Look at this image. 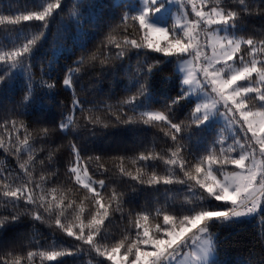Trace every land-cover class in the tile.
<instances>
[{"label": "trees", "instance_id": "16d2710c", "mask_svg": "<svg viewBox=\"0 0 264 264\" xmlns=\"http://www.w3.org/2000/svg\"><path fill=\"white\" fill-rule=\"evenodd\" d=\"M47 2L54 0H0V16L14 18L42 10ZM215 2L239 13L234 31L237 36L256 42L264 40V0H244L243 4L240 0ZM126 11L135 14L129 0H61L60 9L44 30L45 35L32 49L27 61L28 72H21L19 68L9 70L0 62V76L3 77L0 80V143L3 145L0 146V176L6 177L0 180V221H10V213L19 214L18 221L5 222L0 227V259H7L9 264L16 257L21 259V264H112L100 253L110 251L124 237L134 239L133 223L137 218L150 212L147 224L154 230L157 224H163L165 213L179 215L184 204L200 196L202 190L194 186L190 190L189 183L193 182H178L186 179L179 167L180 158L190 159V153L203 155L213 142L223 140L225 147L232 143L233 132L212 122L198 136L183 141L186 150L177 157L176 165L166 163L174 151L171 140L165 136L168 129L159 123L150 125L136 121L145 110L165 111V104L180 94L182 82L175 67L177 57L166 58L148 49L129 48L121 58L115 55L119 49L113 47L109 52L102 42L109 35L122 39L121 19ZM130 25L131 21L128 28L131 37L140 39L142 33ZM39 31L40 22L36 21L0 24V53L21 47ZM241 48L247 49V45ZM91 53L98 56L104 53L101 56L104 63L98 60L93 67L92 62L86 61L73 74L72 89L65 88L62 81L67 69L77 67L75 62ZM239 55H244L246 60L252 58L250 52L242 51L237 59ZM256 59L260 67L264 52L257 53ZM156 60L164 62L148 76L149 91L140 97L143 103L133 110L123 101L137 93V80L143 75L145 66ZM29 72L32 96L41 100L38 104L24 101L29 95ZM49 83L55 85L51 92L47 89ZM74 99H79L82 106L91 111L74 110ZM194 107L193 99L182 100L173 109L172 121L189 125V113ZM69 116L75 121L74 125L61 131L59 123L67 122ZM85 116L92 117L94 123H87ZM129 119L133 122H124ZM13 120L17 127L23 123L28 128L31 134L28 146L22 143L23 129L19 135L10 128L5 130V122L10 125ZM42 128L50 130L43 138L37 135V130ZM190 131H195L194 125ZM73 145L79 150V166L87 170V180L89 177L94 182L105 180L102 198L109 217L101 226L104 239L94 234L92 245L76 239V235H80V221L87 224L96 209L92 194L69 174L76 160ZM141 156L152 158L145 161ZM30 157H34L35 163ZM41 160L45 161L44 165L39 163ZM138 170L142 183L131 178L138 175ZM42 176L47 182L41 180ZM165 178L172 182L165 184ZM29 179L33 183L28 187L34 188L32 194L37 203L13 209L3 197L7 190L5 184L15 188ZM93 186L99 190L98 183ZM113 193L117 194L116 198L110 199ZM53 196L57 198L54 200ZM205 203L213 206L217 202L209 199ZM69 204L73 207H68ZM158 209L164 211L158 215ZM37 216L41 218L36 219ZM58 218L63 227L57 225ZM69 226H73L74 236L67 235ZM126 229H131V233ZM89 231L85 227V237ZM210 231L214 234V264H264V205L257 213L236 222L214 224ZM51 251L66 254L50 261L46 254ZM29 252L34 254L31 258L27 255ZM123 252L121 249L120 255ZM132 259L129 255L128 260Z\"/></svg>", "mask_w": 264, "mask_h": 264}, {"label": "snow or ice", "instance_id": "6c2138e0", "mask_svg": "<svg viewBox=\"0 0 264 264\" xmlns=\"http://www.w3.org/2000/svg\"><path fill=\"white\" fill-rule=\"evenodd\" d=\"M243 4L244 0H240ZM178 4L181 15L172 23H159L168 8ZM189 5L191 11H188ZM61 7V0L47 2L42 6V10L30 11L27 14L17 15L13 17L0 16V24L17 25L21 21L24 22H40V31L33 38L28 39L27 43L21 47L14 48L10 51L0 53V62L8 66V69L19 68L21 72H28L27 61L31 58V53L36 42L45 35V29L48 27L49 20ZM244 10H247L246 8ZM194 14V19L189 16ZM239 13L235 10H229L227 6H221L215 0H200L199 5L196 0H143V5L135 10V14L126 11L121 19L124 30L121 33L122 39L118 40L114 36L109 35L102 45L108 48L109 52L114 47L119 49L115 53L117 58L126 55L129 48L137 51L148 49L155 53H161L166 58L177 57L183 59L185 56H193L201 62L200 71L193 76L192 71H188L183 80L180 94L166 103L163 112H153L145 110L140 113V120L137 123L157 124L159 123L168 130L165 136L172 142L174 151L172 157L166 161L168 164L176 165L177 157L184 152L185 144L183 141L191 140L193 136H198L205 128H207L213 119L222 117L226 126L232 129V143L228 147L224 146V141L219 143L213 142L211 146L204 150L205 154L195 155L190 153V159L180 158L179 167L184 172L186 179L179 180L181 184L189 183L190 190L193 186L197 190H202L198 199L190 200L181 210L179 215H171L165 213L163 215V224H157L155 229L149 228L150 212L137 218L133 227L135 229L134 239L124 237L111 250H105L100 253L106 255L112 264H181L179 257L188 255V249H195L191 253L194 264H214L210 261V257L215 252L214 235L210 228L214 224H224L226 222H236L241 217H246L257 213L261 206L264 205V60H260V67L257 66L256 55L264 52V40L259 42L253 39H238L235 36H221L219 40L212 43V56L206 55L201 59L200 44L198 37L201 29L205 35L215 34L218 32L230 33L234 32L235 21ZM129 21L131 28L142 33L140 39L132 38L128 32ZM155 37V38H153ZM247 45V49L241 48V45ZM242 51L250 52L252 58L246 60L244 55H239ZM96 53L82 56L76 61L77 67L67 69V75L62 83L65 88L72 89L73 74L80 70V66L86 61L92 62L91 66H95L96 61L101 64L104 60ZM105 58H107L105 56ZM162 60H156L154 64H148L143 70V75L137 80V93L123 101V103L133 110L137 104H142L141 96L148 93L147 78L153 72V69L163 63ZM184 64L191 61L184 60ZM217 65H219L217 67ZM183 71V68L181 69ZM203 74V79L200 78ZM258 77V79H254ZM28 93L24 97V101L31 100L32 104L41 102L39 97L32 96L31 74L28 73ZM0 80L3 77L0 76ZM243 82V83H241ZM187 86L185 88L184 86ZM194 85H198L199 95L194 109L189 113V125L183 123H174L172 121L173 109L179 105L182 100L187 99L194 94ZM55 87L54 84H47L49 92ZM73 109H79L80 112L91 111L85 109L79 99L73 100ZM87 123H94L92 117L85 116ZM119 120V117H117ZM132 123L131 119L124 121ZM75 121L71 116L67 117V122L61 121L58 125L61 131H66ZM195 126V131H190L191 126ZM15 130L17 135L23 129L24 139L22 143L29 145L30 133L28 128L20 124L17 127L16 121H11L8 125L5 122V130ZM48 128L37 130V135L41 138L49 135ZM250 134V135H249ZM0 146H3L0 143ZM43 149H41L42 151ZM29 151L32 149L29 147ZM73 152L76 160L74 166L70 168V176H75L77 184H81L87 193H91V200L94 201L95 214L91 216L87 224L83 220L79 223L80 235H76V239L84 240L85 243L92 245L94 234L104 239L101 226L109 217L106 210L102 193L105 190V180L94 182L90 177L87 182L81 179V171L87 176V170L81 169L79 150L73 145ZM235 153V155H232ZM51 159V153L48 154ZM150 156H141V160H149ZM35 163L34 157H30ZM97 159H99L97 157ZM154 159V158H153ZM44 165L45 161H39ZM25 172L28 169L21 164ZM124 170L121 169V172ZM134 180H143L139 175L131 177ZM155 179V176L153 177ZM0 180H6L5 176H0ZM41 180L46 181L45 177ZM159 183V180H156ZM165 184L171 183V179L165 178ZM33 181L19 184L13 188L6 183L3 197L7 202L11 203L13 209L18 206L35 205L36 197L32 194L34 191L28 187ZM98 183L99 190L93 185ZM152 183V180H149ZM40 187V184H35ZM54 191V190H53ZM206 193L207 195H204ZM116 193L110 199L116 198ZM57 197L53 196L55 200ZM214 200L216 205L208 206L205 201ZM21 201L24 202L21 205ZM219 205H223L222 207ZM68 207H73L69 204ZM163 209H158L157 214ZM10 221H0V227L5 222L15 223L19 220L18 213H10ZM36 219L41 217L37 216ZM57 225H61L58 218ZM63 227V225H61ZM87 227L90 231L84 235V229ZM67 235L74 236L73 226L67 227ZM131 233V229H126ZM190 234V235H189ZM121 249H124L123 255H120ZM96 251L99 253L100 249ZM66 253L51 251L46 254L47 259L52 261L58 256ZM71 254V253H67ZM28 257L34 254L29 252ZM41 255H45L41 253ZM129 255L133 257L128 260ZM0 264H9L7 259H0ZM11 264H21V259L16 257Z\"/></svg>", "mask_w": 264, "mask_h": 264}, {"label": "rangeland", "instance_id": "374dc122", "mask_svg": "<svg viewBox=\"0 0 264 264\" xmlns=\"http://www.w3.org/2000/svg\"><path fill=\"white\" fill-rule=\"evenodd\" d=\"M120 1V0H116ZM130 5L132 8L135 10L143 5V0H129ZM196 3L199 5L200 0H196ZM180 6L178 4H173L171 5L168 10L164 13L162 19L159 20V23H172L173 21L177 20L179 16L181 15V12L179 11ZM188 11H191V6L189 5ZM194 14L189 16V19H194ZM200 31V36L198 37V41L200 44V54H201V59L206 55L207 57L212 56V43H214L216 40H219L221 36H228L229 38H232V36H235L238 39H242L241 37L237 36L234 32L230 33H224V32H218L215 34H209L205 35L204 31L201 29H197ZM155 38V37H153ZM243 45V44H242ZM184 60L191 61L189 64H184ZM219 65H217L218 67ZM175 67L177 71L181 75V82L183 85V80L186 77V74L188 71H192L193 76L195 77L196 74L200 71V68L202 67L200 60L194 59L193 56H185L183 59L177 58L175 62ZM183 68V71L181 70ZM200 78L203 79V74L200 73ZM254 79H258V77L254 76ZM243 83V82H241ZM187 88V86H184ZM197 95H199V89L198 85H194V94L189 96L188 98H191L194 100L195 104L200 102L197 100ZM212 122H216L218 124H221L227 131L229 130L230 132H233L232 129L226 126V122L222 117L214 118ZM81 179L84 182H87V177L84 175L83 171L80 173ZM190 235V234H189ZM214 235V234H213ZM188 255H182L179 257V260L181 261V264H194V260L192 258L191 253L195 251V249H188L186 250ZM216 260V252H214L213 256L210 257V261H213L215 263Z\"/></svg>", "mask_w": 264, "mask_h": 264}]
</instances>
